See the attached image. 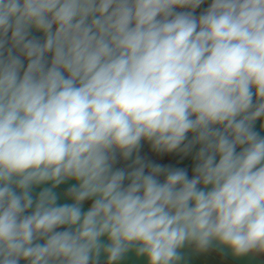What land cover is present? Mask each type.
Wrapping results in <instances>:
<instances>
[{
    "label": "clouds",
    "instance_id": "1",
    "mask_svg": "<svg viewBox=\"0 0 264 264\" xmlns=\"http://www.w3.org/2000/svg\"><path fill=\"white\" fill-rule=\"evenodd\" d=\"M264 264V0H0V264Z\"/></svg>",
    "mask_w": 264,
    "mask_h": 264
},
{
    "label": "water",
    "instance_id": "2",
    "mask_svg": "<svg viewBox=\"0 0 264 264\" xmlns=\"http://www.w3.org/2000/svg\"><path fill=\"white\" fill-rule=\"evenodd\" d=\"M227 257L239 264H258L257 260L249 258L236 259L231 257L230 255H228ZM193 260L196 261L197 264H232L231 262L217 256L214 253H211L210 256L203 255L201 257H193Z\"/></svg>",
    "mask_w": 264,
    "mask_h": 264
},
{
    "label": "flooded vegetation",
    "instance_id": "3",
    "mask_svg": "<svg viewBox=\"0 0 264 264\" xmlns=\"http://www.w3.org/2000/svg\"><path fill=\"white\" fill-rule=\"evenodd\" d=\"M212 253L216 254L217 256H219V257H221V258H223V259H225V260H227V261H229V262H231L232 264H239V263H237V262H235V261L229 259V258H228L227 256H225L223 253H219V252H212Z\"/></svg>",
    "mask_w": 264,
    "mask_h": 264
}]
</instances>
